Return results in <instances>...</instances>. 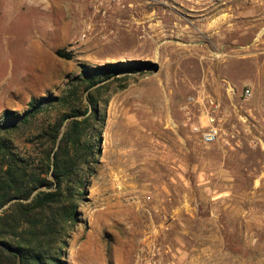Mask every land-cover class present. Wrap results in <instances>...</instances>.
Returning <instances> with one entry per match:
<instances>
[{
	"label": "rangeland",
	"instance_id": "rangeland-1",
	"mask_svg": "<svg viewBox=\"0 0 264 264\" xmlns=\"http://www.w3.org/2000/svg\"><path fill=\"white\" fill-rule=\"evenodd\" d=\"M127 61L150 65L96 86L100 150L60 264H264V0H0V118ZM207 96L239 146L200 140Z\"/></svg>",
	"mask_w": 264,
	"mask_h": 264
},
{
	"label": "trees",
	"instance_id": "trees-1",
	"mask_svg": "<svg viewBox=\"0 0 264 264\" xmlns=\"http://www.w3.org/2000/svg\"><path fill=\"white\" fill-rule=\"evenodd\" d=\"M57 55L73 58L64 50ZM148 65L127 61L83 67L60 96L32 98L22 113L4 112L0 118V264H60L69 230L78 222L80 190L90 176L91 159L100 150L99 126L104 122L100 92L105 87L96 86ZM82 89L85 110L79 105ZM54 112V122L38 124ZM19 137L31 148L21 150Z\"/></svg>",
	"mask_w": 264,
	"mask_h": 264
},
{
	"label": "built area",
	"instance_id": "built-area-1",
	"mask_svg": "<svg viewBox=\"0 0 264 264\" xmlns=\"http://www.w3.org/2000/svg\"><path fill=\"white\" fill-rule=\"evenodd\" d=\"M227 91L235 94V90L231 86H228ZM250 95L251 92L246 90L245 96L249 97ZM191 101H196V99L191 98ZM197 102L202 106L201 118L205 117V122L199 119V122L194 127L200 140L206 144L219 143L231 148L239 146L240 131L236 129L235 131L227 132L224 129L223 124L228 115L221 102L210 96L202 99V101L198 99Z\"/></svg>",
	"mask_w": 264,
	"mask_h": 264
},
{
	"label": "water",
	"instance_id": "water-1",
	"mask_svg": "<svg viewBox=\"0 0 264 264\" xmlns=\"http://www.w3.org/2000/svg\"><path fill=\"white\" fill-rule=\"evenodd\" d=\"M155 71H158L159 67L158 65H154Z\"/></svg>",
	"mask_w": 264,
	"mask_h": 264
}]
</instances>
